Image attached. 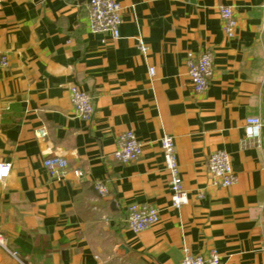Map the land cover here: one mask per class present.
Wrapping results in <instances>:
<instances>
[{
  "label": "crops",
  "instance_id": "1",
  "mask_svg": "<svg viewBox=\"0 0 264 264\" xmlns=\"http://www.w3.org/2000/svg\"><path fill=\"white\" fill-rule=\"evenodd\" d=\"M115 1L117 39L90 33L88 0H0V52L9 60L0 69V163L10 164L0 182V264H180L183 248L215 249L220 264H264V0ZM221 6L236 19L230 39ZM204 51L213 74L196 94L185 60ZM74 85L93 97L90 121L75 117ZM248 117L262 123L259 143L245 137ZM126 131L142 154L121 164L112 155ZM163 135L173 138L187 194L178 210ZM219 150L237 176L228 188L209 183L206 161ZM48 156L66 159L62 180L44 168ZM134 204L156 207L158 223L129 231Z\"/></svg>",
  "mask_w": 264,
  "mask_h": 264
},
{
  "label": "built area",
  "instance_id": "2",
  "mask_svg": "<svg viewBox=\"0 0 264 264\" xmlns=\"http://www.w3.org/2000/svg\"><path fill=\"white\" fill-rule=\"evenodd\" d=\"M30 1V0H28ZM88 30L92 34L109 35L112 39L119 38V27L122 24V7L115 0H88L86 4ZM221 29L227 38H233L236 30V19L232 9L228 6L219 7ZM261 29L264 31V16L261 22ZM139 50L146 52V47L141 44ZM9 65L8 56L0 52V69ZM188 77L191 81L193 91L196 94L204 93L213 74V55L210 51H204L197 57L188 55L185 60ZM150 77L154 76V69H148ZM70 100L73 106L75 117L82 121H90L93 118L95 109L93 97L74 85L70 87ZM262 123L258 117H248L245 120L244 133L246 139H254L259 143ZM36 137L43 139L46 136L44 129L36 131ZM163 164L169 176V187L171 192V207L180 209L187 203V194L183 188V182L179 171L175 144L169 135H163L160 140ZM142 154V145L132 131L121 133L116 138L113 159L121 164H129L137 161ZM209 183L212 187L228 188L237 181V176L232 168L230 156L227 152L219 150L213 152L206 161ZM43 166L50 177L62 180L68 172L66 159L61 156H48L43 160ZM10 170L9 163H0V182L4 183ZM75 178L83 177L80 169L72 171ZM94 190L102 197L108 195V188L97 181L93 185ZM159 221V211L149 204L130 205L126 210V227L132 233L144 232ZM0 245L5 247L3 238L0 236ZM16 257L15 253H11ZM180 264H220V255L215 249L209 250L206 254H196L183 248V256Z\"/></svg>",
  "mask_w": 264,
  "mask_h": 264
},
{
  "label": "water",
  "instance_id": "3",
  "mask_svg": "<svg viewBox=\"0 0 264 264\" xmlns=\"http://www.w3.org/2000/svg\"><path fill=\"white\" fill-rule=\"evenodd\" d=\"M121 248H124V247H121Z\"/></svg>",
  "mask_w": 264,
  "mask_h": 264
}]
</instances>
